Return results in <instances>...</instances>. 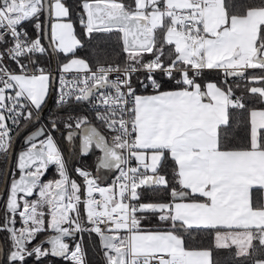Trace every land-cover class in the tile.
<instances>
[{
  "label": "snow or ice",
  "instance_id": "6c2138e0",
  "mask_svg": "<svg viewBox=\"0 0 264 264\" xmlns=\"http://www.w3.org/2000/svg\"><path fill=\"white\" fill-rule=\"evenodd\" d=\"M89 248L264 264V0H0V264Z\"/></svg>",
  "mask_w": 264,
  "mask_h": 264
},
{
  "label": "trees",
  "instance_id": "16d2710c",
  "mask_svg": "<svg viewBox=\"0 0 264 264\" xmlns=\"http://www.w3.org/2000/svg\"><path fill=\"white\" fill-rule=\"evenodd\" d=\"M236 2H247V0H236ZM81 56L86 55L85 52H80L79 53ZM55 109V104L54 102L50 103L49 106L47 107V109L45 110L43 117H42V122L46 121L48 119V117L50 116L51 112L54 111ZM93 161H94V155L90 154L87 157H79L78 155L72 160V165L76 166V165H82V166H86V167H91L93 165ZM54 175L53 171H49V173L47 174L46 178H51ZM87 240V237H86ZM228 253L224 252L221 253V257L227 256ZM88 257L91 261H93V264H95V262L99 259V257L96 255V252L94 249L89 248L88 250ZM56 264H60V261H56ZM229 264H243V262L241 260L235 259V260H231L229 262Z\"/></svg>",
  "mask_w": 264,
  "mask_h": 264
},
{
  "label": "water",
  "instance_id": "95a60500",
  "mask_svg": "<svg viewBox=\"0 0 264 264\" xmlns=\"http://www.w3.org/2000/svg\"><path fill=\"white\" fill-rule=\"evenodd\" d=\"M52 99H53V97H52ZM52 99H50V100L48 101V106H49L50 103H52ZM48 106H47V107H48ZM47 107H46V109H47ZM46 109H45V110H46Z\"/></svg>",
  "mask_w": 264,
  "mask_h": 264
},
{
  "label": "built area",
  "instance_id": "2783aa9c",
  "mask_svg": "<svg viewBox=\"0 0 264 264\" xmlns=\"http://www.w3.org/2000/svg\"><path fill=\"white\" fill-rule=\"evenodd\" d=\"M54 100H55V96L53 95V99H52V102H54Z\"/></svg>",
  "mask_w": 264,
  "mask_h": 264
},
{
  "label": "crops",
  "instance_id": "0c3cea01",
  "mask_svg": "<svg viewBox=\"0 0 264 264\" xmlns=\"http://www.w3.org/2000/svg\"><path fill=\"white\" fill-rule=\"evenodd\" d=\"M255 191V190H254Z\"/></svg>",
  "mask_w": 264,
  "mask_h": 264
}]
</instances>
